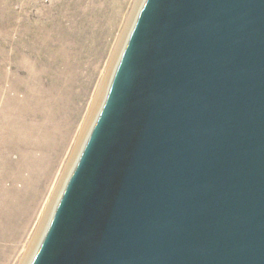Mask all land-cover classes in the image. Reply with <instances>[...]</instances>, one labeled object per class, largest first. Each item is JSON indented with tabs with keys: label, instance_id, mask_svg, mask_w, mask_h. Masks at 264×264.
<instances>
[{
	"label": "water",
	"instance_id": "95a60500",
	"mask_svg": "<svg viewBox=\"0 0 264 264\" xmlns=\"http://www.w3.org/2000/svg\"><path fill=\"white\" fill-rule=\"evenodd\" d=\"M31 264H264V0H145Z\"/></svg>",
	"mask_w": 264,
	"mask_h": 264
},
{
	"label": "bare ground",
	"instance_id": "6f19581e",
	"mask_svg": "<svg viewBox=\"0 0 264 264\" xmlns=\"http://www.w3.org/2000/svg\"><path fill=\"white\" fill-rule=\"evenodd\" d=\"M140 11H137L136 17ZM136 17L133 25L129 24L126 30L128 35L125 34L127 38L124 36L126 39L115 65L103 80L102 89L106 93L135 26ZM44 41L38 51L33 52L35 60L21 64L29 77H25L21 88L16 85L18 82L10 86L0 108V200L7 201L5 204L3 201L0 203V242L17 240L20 234L23 235L34 210L42 200L45 201L46 196L50 200L47 212L43 211L46 216L41 225L44 226L46 221L48 229L65 183L74 164L78 162L77 153L88 139L85 137L89 123L93 116L98 115L91 113L86 125V113L84 115L83 106H80L86 101L88 88L86 76L81 77L77 73L84 69L78 54H75V44L52 52L49 50V40ZM94 41H87L90 50ZM20 90L22 97L17 98L15 93ZM63 164L65 173L60 175ZM8 181L10 188L2 186ZM3 257L4 254L0 253V261Z\"/></svg>",
	"mask_w": 264,
	"mask_h": 264
},
{
	"label": "rangeland",
	"instance_id": "374dc122",
	"mask_svg": "<svg viewBox=\"0 0 264 264\" xmlns=\"http://www.w3.org/2000/svg\"><path fill=\"white\" fill-rule=\"evenodd\" d=\"M142 2L143 0H0V108L10 86L18 82L16 85L21 88L25 77H29L28 71L21 64L35 60L33 52L38 51L42 41L49 40V50L52 52L75 44V54H78V60L84 69L77 73L81 77L86 76L88 88L86 101L80 106H83L84 115L86 113L87 125V118H90L91 113L99 115L106 93L102 89L103 80L115 65L128 35L126 30L129 29V24L133 25ZM88 40L94 41L91 50ZM65 42L68 45H61ZM15 95L21 98L22 91ZM98 115L93 116L87 131L91 132ZM87 131L86 139L89 136ZM83 148L82 144L78 157ZM64 167L63 164L60 175L65 173ZM3 184L5 188H10L9 181ZM49 198L46 196L45 201L42 200L36 207L31 225L23 235L20 234L21 237L10 242H0V253L5 256L0 264L32 263L47 230L46 221L44 226L41 223L46 216ZM2 201L3 204L7 202L1 198L0 203Z\"/></svg>",
	"mask_w": 264,
	"mask_h": 264
}]
</instances>
